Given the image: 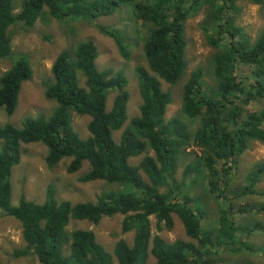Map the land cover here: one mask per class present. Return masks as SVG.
Returning a JSON list of instances; mask_svg holds the SVG:
<instances>
[{
  "label": "trees",
  "instance_id": "16d2710c",
  "mask_svg": "<svg viewBox=\"0 0 264 264\" xmlns=\"http://www.w3.org/2000/svg\"><path fill=\"white\" fill-rule=\"evenodd\" d=\"M236 1L22 0L19 12L14 13L12 0H0V60H11L0 77V108L7 116L15 112L21 86L33 74L28 58L11 52V26L31 28L44 13L57 21L92 22L113 15L122 4H133V17L148 27L142 42L146 66L134 69L141 104L118 142L112 134L128 119V79L122 71L97 69V48L91 40L81 41L71 52L62 51L55 58L52 82L44 91L45 98L56 104L48 117L25 118L19 128L8 122L0 125V211L20 223L26 245L25 249L14 250V257L32 254L41 264H112L111 255L91 230L67 232L66 227L71 221L96 225L103 217L117 214L125 216L122 233L133 232L132 245L123 239L114 245L118 264H147L149 256L155 264H213L208 259L214 243H223L233 254L249 250L241 240L239 247L230 246L237 234L253 231L234 226L230 213L234 209L245 213L250 208L246 203L235 207V201L264 196V191L255 189L264 175V160L248 172L247 184L232 192L227 209L215 202L222 217L213 237L202 227V219L208 216L202 206L205 201L190 197L185 180L177 182L175 177L183 152L195 145L200 155L194 154L184 174L187 178L194 174V182L204 177L206 192L218 200L228 193L227 176L233 167L223 165L244 153L251 141L264 144V107L244 115V109L253 102L264 101V31L253 43L240 35L242 29L232 17L238 13L233 6ZM262 1L248 0L255 5ZM199 8L210 24L206 42L214 50L209 62L214 85L205 84L204 69L196 67L182 87L178 114L166 120L172 98L162 83L177 85L186 73L185 24ZM95 27L113 38L127 59L126 46L117 32ZM239 65L243 74L250 73L243 81L236 74ZM112 93V105L107 110V97ZM71 113L90 118L86 139L73 130ZM36 143L46 148L47 168L69 159L66 172L74 174L87 162L88 171L78 178L80 183L99 180L116 184L121 190L98 195L94 202L71 204L57 201L54 188L48 186L43 203L21 197L17 205H12V169L20 163L21 146ZM149 152L153 156L145 155ZM142 154L138 165H130V159ZM173 215L195 243L181 239L168 243L159 236L151 239L149 218H156L159 229L162 225L170 229ZM256 229L264 232L262 227ZM253 251L264 254L263 249Z\"/></svg>",
  "mask_w": 264,
  "mask_h": 264
},
{
  "label": "rangeland",
  "instance_id": "374dc122",
  "mask_svg": "<svg viewBox=\"0 0 264 264\" xmlns=\"http://www.w3.org/2000/svg\"><path fill=\"white\" fill-rule=\"evenodd\" d=\"M12 1L15 7L14 13H18L22 0ZM132 6L133 4H122L113 15L100 17L92 22L81 19L57 21L44 13L31 28H24L19 24L11 26L9 28L11 52L13 55H25L29 60L33 74L31 80L24 82L21 86L15 112L11 116H7L0 108V125L8 122L19 128L25 118L48 117L56 104L54 101L45 98L44 91L47 84L52 82L51 66L55 58L62 51L71 52L77 43L91 40L97 48L98 56L95 62L97 69L99 71L105 69H111L114 72L122 71L128 79L126 87L129 93L126 109L128 119L119 131L112 134L114 141L118 142L123 130L129 124V120L138 115L141 104L134 69L137 66H146L142 53V42L147 34L148 27L133 17ZM233 6L238 8V13L232 15V17L235 24L242 29L240 35L253 43L264 31V0L261 5L252 4L248 0H238ZM204 12L199 8L196 14L187 19L185 24L187 70L184 77L174 86L162 83L163 90L169 91L172 98V103L165 112L166 120L178 114L177 112L181 106L182 87L190 72L196 67L200 66L204 69L205 84L209 87L214 85L209 68L214 50L206 42V30L210 28V24L207 25L208 21ZM95 26H105L117 32L126 46L127 59L120 54L115 40L102 34ZM10 65V59L0 60V77L9 69ZM243 71V66L239 65L236 71L238 80L243 81L250 75V73L243 74ZM113 97L114 93L109 94L107 97V110L111 108ZM261 107H264V101L253 102L244 109V115ZM89 120L90 118L86 115L71 113V125L81 139H86L89 135L87 131ZM197 123L198 121L194 124L196 127ZM21 152L20 163L12 169L10 177L12 205H17L21 197L37 204L43 203L48 186L54 188L57 201H69L71 204L94 202L98 195L119 191L122 188L116 184H108L99 180L80 183L78 178L88 171L87 162H84L81 170L74 174L66 172L69 159L62 160L52 169L47 168L45 164L46 148L42 144L23 145L21 146ZM195 153L200 155V151L195 145H190L183 152L175 177L178 180L177 182L185 180L190 197L205 201L202 202V206L208 216L202 219V227L213 237L212 233L218 228V220L222 217L219 215L216 204L218 203L221 208L227 209V202H229L227 200L231 199L232 192L239 189V187H244L248 182L246 179L248 172L257 163L264 160V144L259 141H251L244 153L223 165V168L229 165L233 167L227 176L229 181L228 193L222 194L218 200L214 199V195H209L206 192L207 182L204 177H200L197 182H194V174L188 178L184 174L185 165L194 159ZM145 155L153 156V153L149 152ZM143 156L142 154L139 157L130 159V165H138ZM139 175L143 181H146V177L141 171ZM255 189L258 192L264 191V175ZM237 192L242 193L241 190ZM244 203L250 205L249 210L245 213L235 212V209L231 210L230 219L233 220L234 226L253 231L248 235L237 234L230 246L239 247L241 240L248 245L249 250L233 254L223 243H214V246L210 248L212 256L208 259L213 264H264V254L254 253L255 251H253L255 249L264 250V232L258 229L254 230L255 227L264 228V196L243 197L235 201V207L239 204L243 206ZM124 217V215L119 214L103 217L96 225L87 221H71L66 230L67 232L77 229L91 230L96 241L111 255L112 264H118L113 256L114 245L121 239L132 245L133 240L132 231L126 233L121 231ZM149 221L151 239L154 236H159L168 243L177 239L195 243L193 239L186 236L183 224L176 215L172 216L173 224L170 229L165 228L164 225L159 229L157 220L153 216L149 218ZM25 248L20 223L0 211V264H41L36 256L32 254L24 257H14V250ZM147 264H155V259L148 257Z\"/></svg>",
  "mask_w": 264,
  "mask_h": 264
},
{
  "label": "crops",
  "instance_id": "0c3cea01",
  "mask_svg": "<svg viewBox=\"0 0 264 264\" xmlns=\"http://www.w3.org/2000/svg\"><path fill=\"white\" fill-rule=\"evenodd\" d=\"M149 257H152V256H149ZM148 260V259H147Z\"/></svg>",
  "mask_w": 264,
  "mask_h": 264
}]
</instances>
